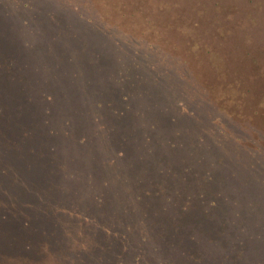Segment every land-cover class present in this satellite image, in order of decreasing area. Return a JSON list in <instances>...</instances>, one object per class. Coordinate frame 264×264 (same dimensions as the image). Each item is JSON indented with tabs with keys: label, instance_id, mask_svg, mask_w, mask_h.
<instances>
[{
	"label": "rangeland",
	"instance_id": "374dc122",
	"mask_svg": "<svg viewBox=\"0 0 264 264\" xmlns=\"http://www.w3.org/2000/svg\"><path fill=\"white\" fill-rule=\"evenodd\" d=\"M0 264H264V0H0Z\"/></svg>",
	"mask_w": 264,
	"mask_h": 264
}]
</instances>
